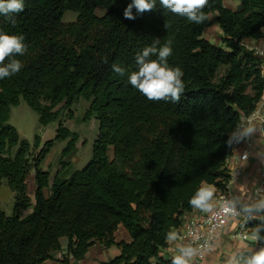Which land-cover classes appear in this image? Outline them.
Masks as SVG:
<instances>
[{
  "label": "trees",
  "instance_id": "16d2710c",
  "mask_svg": "<svg viewBox=\"0 0 264 264\" xmlns=\"http://www.w3.org/2000/svg\"><path fill=\"white\" fill-rule=\"evenodd\" d=\"M225 1L209 0L204 12L217 13L226 48L204 38L209 18L195 24L161 9L159 0L155 10L134 20L123 15L131 0H24L23 12L0 15V32L23 34L28 48L15 56L23 64L20 72L0 79V186L6 178L16 192L11 216L0 206V264H42L61 249V237L69 239L64 264L70 257L83 259L97 242L120 249L103 264H171L161 254L166 233L193 210L189 199L198 188L211 184L225 192L235 148L229 135L264 98L262 57L245 42L264 38V0H239L236 9ZM66 11L76 19L65 22ZM154 38L161 45L172 41L168 63L184 73L178 103L149 101L127 82L136 54ZM113 63L126 69L124 77L112 71ZM21 97L41 126L59 118L55 108L62 103L70 108L80 98L90 102L86 117L95 116L99 128L82 169L57 173L50 186L42 159L56 140L70 139L63 153L69 156L79 136L60 123L55 139L34 154L9 123ZM35 141L37 150L39 135ZM32 170L35 203L22 217L32 206ZM261 223L252 221L251 230ZM119 225L130 241H116Z\"/></svg>",
  "mask_w": 264,
  "mask_h": 264
},
{
  "label": "clouds",
  "instance_id": "9594fccd",
  "mask_svg": "<svg viewBox=\"0 0 264 264\" xmlns=\"http://www.w3.org/2000/svg\"><path fill=\"white\" fill-rule=\"evenodd\" d=\"M209 0H159V7L168 13L184 17L195 24H201L209 17L204 12ZM157 7V0H131L124 10V18L128 20L136 19L137 15L151 12ZM24 0H0V15L13 17L24 11ZM133 8L136 14L133 13ZM15 25V19L10 21ZM169 24L165 22L164 28ZM23 34H7L0 32V79L10 77L23 67L17 55H24L28 48L24 43ZM172 41L169 40L161 45L159 38H154L151 45L146 46L141 52L136 54V70L127 74V82L149 101H166L178 103L184 92L185 84L182 79L184 73L179 66H170L168 58L172 55ZM6 59L8 60L5 63ZM107 63V60L104 61ZM111 69L117 75L124 77L126 69L119 64L113 63ZM257 130L252 122L239 123L236 129L229 135L228 145L234 141L242 140ZM191 208L206 216L219 218H235L241 216L248 220L259 219L264 221V189L258 188L255 193L231 194L230 197H217L214 185L208 184L198 188L189 199ZM264 223L252 228L250 232L244 234L245 241L252 245L264 242ZM184 237L178 231L169 230L165 235L166 242L173 246L177 253L172 256L171 264H194L197 257L203 258L206 252L215 250L210 240L196 244L181 243ZM251 254L244 257L243 254L237 256L233 254L227 264H264V246L258 250L249 251Z\"/></svg>",
  "mask_w": 264,
  "mask_h": 264
},
{
  "label": "rangeland",
  "instance_id": "374dc122",
  "mask_svg": "<svg viewBox=\"0 0 264 264\" xmlns=\"http://www.w3.org/2000/svg\"><path fill=\"white\" fill-rule=\"evenodd\" d=\"M225 4L229 8L236 9L239 6L240 1L226 0ZM97 13L102 15L104 10L102 8H98ZM76 16L75 12L66 11L64 13V21H74ZM209 19L211 23L204 31V38H207L212 44L226 48L225 44L222 42L223 32L217 21V13H210ZM250 43L251 42H248L246 46L255 45L260 49H264V38L259 41L254 40L251 44ZM262 60L264 72V56L262 57ZM262 101L263 102L259 105L258 109L264 110L263 107L260 108L261 105H264V98ZM89 106L90 102L84 98H80L74 102L70 108L66 107L64 103H62L55 108L60 111L59 118L47 126L40 125L39 114L28 105L23 97L20 98V103L18 105L11 108L9 123L18 130L22 139H27L29 141L31 150L34 154L40 152L44 148L46 142L55 139L60 123H63V125L68 127L72 132L78 134L79 138L76 142V149L70 153L69 156H64L63 153L70 139L56 140L54 145L42 159L40 166L43 170L50 172V185L57 173L71 174L76 170H80L91 160L93 156V146L98 135L99 122L95 116L90 118L86 117ZM259 114L260 118H257L254 122L260 121L263 123L261 118L264 116V113L260 112ZM36 135L40 136V143L37 150H35ZM248 138L254 140L251 136H248ZM14 150H16V148ZM109 154L111 158H113L112 149H110ZM64 162H67L68 164L64 165ZM36 188L35 170H32L27 178V192L31 196H34ZM15 202L16 192L9 187L8 181L5 178L0 186V206L7 215L11 216L14 213ZM32 209L33 208L31 207L28 211H22L21 215L23 217L29 215ZM262 222L264 223V221Z\"/></svg>",
  "mask_w": 264,
  "mask_h": 264
},
{
  "label": "crops",
  "instance_id": "0c3cea01",
  "mask_svg": "<svg viewBox=\"0 0 264 264\" xmlns=\"http://www.w3.org/2000/svg\"><path fill=\"white\" fill-rule=\"evenodd\" d=\"M254 40H247L245 41L247 44L248 42H253ZM256 41V40H255ZM264 108V105H261L260 108ZM259 112L264 113V110L258 109ZM257 130L251 134L250 136L254 139L255 144L257 145V152L253 155L247 162L243 164L244 168V176L241 180L231 185L229 193L230 195L236 194L239 195L241 193H248L252 195V191L254 187L261 184L259 177L256 174V166L264 159V129L263 123L260 121H256L253 123ZM235 142L234 152L231 157L227 161V167H232L237 163L236 156L242 149L244 142L243 139ZM28 178V177H27ZM52 184V183H51ZM208 185V184H204ZM203 185V186H204ZM37 186V185H36ZM51 186V185H50ZM264 186V183H263ZM36 191V190H35ZM51 192V188L48 187L45 189L46 196L49 195ZM29 193L27 192V195ZM28 197L31 200L32 208L35 203V192L34 196L30 194ZM30 207V208H31ZM29 208L24 209V211H28ZM33 210V209H32ZM32 212V211H31ZM195 215V211L189 212L185 215L184 219ZM23 217V216H22ZM257 221H261L259 219H255ZM237 221L232 220L229 224L220 231L214 241V248L215 250L212 252H208L206 257L199 263V264H227L228 259L233 254L239 256L243 254L245 258L251 253V250H258L260 246L258 243L252 245L250 242L244 241L239 237H233L234 232L237 229ZM173 231H177V229H173ZM116 241H130V234L127 229L123 225H119L117 231L115 232ZM181 243H187L186 241H180ZM69 243V239L66 237L60 238L61 249L52 252V258L46 260L42 264H64L63 259L67 254V246ZM120 254V249L117 246L106 247L102 243L97 242L95 243L88 251L86 256L81 260H75L70 257L69 264H103L109 260H112L114 257ZM162 256L167 259L171 260L172 256L177 254L173 246L169 245L162 251Z\"/></svg>",
  "mask_w": 264,
  "mask_h": 264
},
{
  "label": "built area",
  "instance_id": "2783aa9c",
  "mask_svg": "<svg viewBox=\"0 0 264 264\" xmlns=\"http://www.w3.org/2000/svg\"><path fill=\"white\" fill-rule=\"evenodd\" d=\"M251 44V43H250ZM248 48L253 49L257 55L260 57L264 56V49H260L255 45H247ZM259 110L257 109L254 113L247 117H243L240 121L243 123L254 122L257 118H260ZM261 121L264 122V116L261 118ZM244 145L238 155L237 163L232 167H229L230 170V179L226 183L225 192L220 191L216 188V196L219 197H230V187L232 184L238 182L244 176V168L243 164L247 162L256 152V145L254 140L249 139L248 137L243 139ZM256 174L260 179L261 184L256 186L253 189L252 194L255 193L256 189L261 188L264 189V159L256 166ZM194 211V210H192ZM191 211V212H192ZM237 221V229L233 234V237H239L244 240L243 236L245 233L250 232L251 223L253 220H248L247 222L241 216H237L235 218H226L224 216H220L219 218L214 216H206L203 213H199L195 211V215L187 217L184 219L183 224L177 228V231L184 237L183 241L187 243L195 241L196 244L204 243L206 240H210L214 245V241L217 235L224 229L230 221ZM245 241V240H244ZM208 252L203 256V258L197 257L194 264H199L207 255Z\"/></svg>",
  "mask_w": 264,
  "mask_h": 264
}]
</instances>
